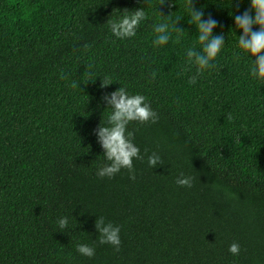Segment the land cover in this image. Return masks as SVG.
I'll return each instance as SVG.
<instances>
[{
  "label": "trees",
  "instance_id": "trees-1",
  "mask_svg": "<svg viewBox=\"0 0 264 264\" xmlns=\"http://www.w3.org/2000/svg\"><path fill=\"white\" fill-rule=\"evenodd\" d=\"M160 3L0 0V264H264V85L251 58L235 55L234 15L249 2L193 0L225 37L194 85L186 53L201 46L187 0ZM138 8L147 19L136 34L116 38L108 18ZM162 22L171 38L153 46ZM105 77L113 83L102 88ZM120 86L159 117L127 127L144 157L135 180L127 169L97 176L107 161L94 129L111 112L102 96ZM152 153L163 165L149 167ZM181 173L191 188L175 183ZM100 216L119 226V252L98 245Z\"/></svg>",
  "mask_w": 264,
  "mask_h": 264
},
{
  "label": "clouds",
  "instance_id": "clouds-1",
  "mask_svg": "<svg viewBox=\"0 0 264 264\" xmlns=\"http://www.w3.org/2000/svg\"><path fill=\"white\" fill-rule=\"evenodd\" d=\"M242 0H236L239 7ZM249 8L242 14L234 15V30H239L241 34L238 37L239 52L235 53L237 58L241 56H249L251 64L249 66V74L261 85H264V0H248ZM165 0H161L160 5L164 4ZM171 6V3L169 4ZM187 10L189 12L188 24L194 25L198 33L197 43L201 46V50L197 51L195 44L187 50L186 64L187 70L194 69L193 75L188 79V83L194 85L197 79L205 70L215 68V58L221 51L225 37L223 34H213V29L217 27L218 22L209 17L202 19L204 13L202 9H196L193 0H187ZM160 14V13H159ZM162 17H169V15ZM147 19V15L143 8H138L129 11L124 9L118 18H108L106 23L111 33L119 39L131 38L136 34V29L140 23ZM181 19L178 17L174 22L172 30L177 33H182L184 29H177L176 23ZM256 26L258 30H253ZM156 38L153 41V46H161L166 44L171 38V31L168 22H162L153 25ZM179 35L176 37V42H179ZM91 67V65H89ZM183 71L181 74H183ZM156 73H152V78L155 79ZM61 78H64L63 75ZM112 80L105 77L101 80V87H106L112 84ZM73 81L71 87H77ZM102 100L106 102L107 107L111 112L107 116L105 122H101L94 129L97 142L103 149V155L106 164L101 166L97 171V176L100 178H112L121 169H127L129 179L135 180L133 160H143L140 155V149L133 143L134 134L127 130L131 122L140 124L158 122V114L152 110L150 103L147 102L145 96L140 94L130 95L126 87H119L111 93L102 96ZM232 119L231 113L226 117ZM147 151V150H145ZM148 165L151 168L158 164L163 165V161L159 155L152 153L147 159ZM193 177L184 176L183 173L177 178L175 183L182 187H192ZM58 227L63 230L68 226V217H61L57 221ZM98 233V245L109 244L114 250H120V228L114 226L111 222L106 223L105 218L100 216L95 220L94 225ZM76 251L86 257H93L95 248L87 244H77ZM228 251L233 255H238L240 246L233 242L229 245Z\"/></svg>",
  "mask_w": 264,
  "mask_h": 264
}]
</instances>
